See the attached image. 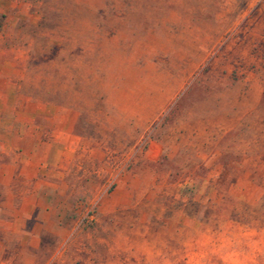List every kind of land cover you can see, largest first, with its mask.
<instances>
[{
	"label": "rangeland",
	"instance_id": "rangeland-1",
	"mask_svg": "<svg viewBox=\"0 0 264 264\" xmlns=\"http://www.w3.org/2000/svg\"><path fill=\"white\" fill-rule=\"evenodd\" d=\"M0 39L73 141L1 264H264V0H0Z\"/></svg>",
	"mask_w": 264,
	"mask_h": 264
},
{
	"label": "crops",
	"instance_id": "crops-1",
	"mask_svg": "<svg viewBox=\"0 0 264 264\" xmlns=\"http://www.w3.org/2000/svg\"><path fill=\"white\" fill-rule=\"evenodd\" d=\"M7 55L0 39V254L1 235L3 240L21 235L32 240L25 226L34 213L46 211L43 193L54 185V169L68 162L73 142L69 115L49 117V110L59 108L34 104L14 89L16 63Z\"/></svg>",
	"mask_w": 264,
	"mask_h": 264
}]
</instances>
